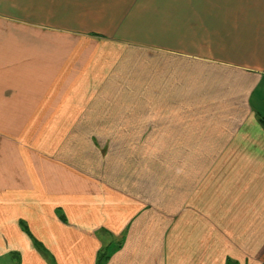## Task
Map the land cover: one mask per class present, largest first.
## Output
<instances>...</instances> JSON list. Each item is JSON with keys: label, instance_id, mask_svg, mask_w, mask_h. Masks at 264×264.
I'll return each instance as SVG.
<instances>
[{"label": "crops", "instance_id": "0c3cea01", "mask_svg": "<svg viewBox=\"0 0 264 264\" xmlns=\"http://www.w3.org/2000/svg\"><path fill=\"white\" fill-rule=\"evenodd\" d=\"M102 254L264 264V0H0V264Z\"/></svg>", "mask_w": 264, "mask_h": 264}, {"label": "rangeland", "instance_id": "374dc122", "mask_svg": "<svg viewBox=\"0 0 264 264\" xmlns=\"http://www.w3.org/2000/svg\"><path fill=\"white\" fill-rule=\"evenodd\" d=\"M66 141H69V140H66ZM79 141H84L83 143H84V146H82V147H84L85 148V152L86 153H89V147L91 146V145H94V147H95V145L97 146H99L100 147V149L98 150L99 152H100V154L98 153V155L97 154H94L92 151H91V153L92 154H94V156H96L97 157V160H99V161H101L102 159H104L103 158V156L104 155H106V154H112L111 156L112 157H116V158H114V162L116 161V162H120V159L119 158H117V157H120L119 156V154H116L114 151H115V149H113L112 147H113V140H110V139H108V138H105V139H95V140H92V139H90V138H86V139H84V140H79ZM24 143V142H23ZM28 144V143H27ZM25 146H27V147H31V146H33V145H31L30 144V142H29V144L28 145H25ZM81 147V146H80ZM98 151H94V152H98ZM90 154V153H89ZM116 155V156H115ZM147 156V163H148V165L150 166V169H154L155 170V168H156V166L160 163L159 162V157H161V160H162V162L164 161V162H172V156H159V155H152V154H150V155H146ZM128 157V156H127ZM130 157H133V162H137L138 161V158H136V156H131L130 155ZM137 157H139V156H137ZM163 158H164V160H163ZM129 161V159L128 160H126L125 162H128ZM143 161H145V160H143Z\"/></svg>", "mask_w": 264, "mask_h": 264}, {"label": "trees", "instance_id": "16d2710c", "mask_svg": "<svg viewBox=\"0 0 264 264\" xmlns=\"http://www.w3.org/2000/svg\"><path fill=\"white\" fill-rule=\"evenodd\" d=\"M103 256H104L103 254L100 255V262H99L100 264H103V262H102V260H103Z\"/></svg>", "mask_w": 264, "mask_h": 264}]
</instances>
